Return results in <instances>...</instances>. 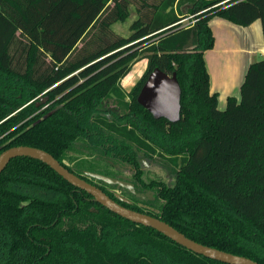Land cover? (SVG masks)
Segmentation results:
<instances>
[{"label": "trees", "instance_id": "1", "mask_svg": "<svg viewBox=\"0 0 264 264\" xmlns=\"http://www.w3.org/2000/svg\"><path fill=\"white\" fill-rule=\"evenodd\" d=\"M130 6V32L119 33L113 24L129 18ZM190 15L193 24L181 21ZM214 16L240 25L260 19L264 35V0H0V153L44 149L122 205L264 264V57L249 66L240 99L229 96L220 108L204 58ZM140 53L147 66L126 91L121 80L137 76ZM155 67L177 74L176 122L137 100ZM109 101L114 108L104 107ZM154 157L169 167L167 178L143 169ZM110 160L131 164L137 191L152 197L121 196L119 184L88 173L117 177ZM0 264L229 263L113 212L45 162L17 156L0 173Z\"/></svg>", "mask_w": 264, "mask_h": 264}, {"label": "water", "instance_id": "2", "mask_svg": "<svg viewBox=\"0 0 264 264\" xmlns=\"http://www.w3.org/2000/svg\"><path fill=\"white\" fill-rule=\"evenodd\" d=\"M181 93L182 90L176 72L168 74L159 67H155L149 73L137 100L155 118L164 117L171 122H176L181 118ZM17 156H29L45 162L70 183L90 193L95 201L101 203L113 212L135 223L152 227L195 253L229 264H261L250 257L195 241L171 224L154 215L122 205L99 186L90 183L83 177L70 171L55 156L44 149L29 145L6 148L0 153V173L4 170L8 162ZM92 174L108 182L123 184L118 178L96 173Z\"/></svg>", "mask_w": 264, "mask_h": 264}, {"label": "crops", "instance_id": "3", "mask_svg": "<svg viewBox=\"0 0 264 264\" xmlns=\"http://www.w3.org/2000/svg\"><path fill=\"white\" fill-rule=\"evenodd\" d=\"M130 8L134 19L135 7ZM185 19L186 24L194 23L192 15ZM209 25L215 41L212 48L205 50L204 58L210 75V90L218 93L221 108L226 106L229 96L240 99L241 85L249 66L264 57L263 27L260 19L240 25L220 16H214Z\"/></svg>", "mask_w": 264, "mask_h": 264}, {"label": "rangeland", "instance_id": "4", "mask_svg": "<svg viewBox=\"0 0 264 264\" xmlns=\"http://www.w3.org/2000/svg\"><path fill=\"white\" fill-rule=\"evenodd\" d=\"M133 16H134V13H131V16L128 19H126V21L116 23V24L113 25V27L115 28V30H117L120 33L128 34L130 32V24H131V22L133 20ZM144 55L142 53H140L139 56H138V59H135L132 62V70L135 68V66L137 64H140L141 63L139 65V68H140L139 70L140 71L137 74V76H135L134 80L131 81L132 83L131 84L130 83L128 84V83L124 82L123 80H124L125 77L121 80V86L123 87L124 90L129 91L131 89V87L134 85L133 83H135L137 81V79L140 77V75L145 70V68L147 66L148 59L143 58ZM114 106H115L114 105V102H112V101L106 102L104 104V107H114ZM221 108L222 109L225 108V105L223 107H221ZM157 159H160V158H157ZM156 160L155 159H147L146 158L145 159V166H147V167H149L151 169H154L155 172H157L159 174H162L164 177L167 178V176H169V171H168L169 169L165 166V164L162 161L158 160V162H157ZM87 163H88V166H89V162H87ZM122 168H123L122 171H123L124 174L119 177V180L123 184L118 183L119 186H121V187H118L116 189L117 194H119L121 196H124V197H127L126 195H128L129 193H132V194L138 195V196H143V197L144 196L145 197L151 196V193L150 192L148 194H144L143 193V195H142V192L137 191V189L134 186V184L131 183V181L127 178V176L131 177L130 176V174H131V168L130 167H128V166H126V167L125 166H122ZM168 179L170 180L171 178L168 177Z\"/></svg>", "mask_w": 264, "mask_h": 264}, {"label": "flooded vegetation", "instance_id": "5", "mask_svg": "<svg viewBox=\"0 0 264 264\" xmlns=\"http://www.w3.org/2000/svg\"><path fill=\"white\" fill-rule=\"evenodd\" d=\"M143 74V73H142ZM141 74V75H142ZM141 75H140V77H141ZM139 77V78H140ZM138 78V79H139ZM137 79V80H138ZM135 84V83H134ZM112 108H114V107H112ZM117 111H120V110H118V108L116 109ZM153 159H156L155 157L153 158ZM158 160L159 159H157L156 161L158 162ZM111 161V163L113 164V167H114V169H117L116 170V175H117V177H113V178H118L119 179V177L121 176V175H123L124 173H123V171H122V166H128V167H130L131 168V174H130V176L131 177H129V176H127V178L131 181V183H133L134 184V186H135V179H136V177H135V175H134V173H135V168H133V166L131 165V164H128V163H125V162H123V161H120V160H118V161H116V160H110ZM160 162V161H159ZM143 163H144V165H143V169H150V170H152L153 172H155V170L154 169H151V168H149V167H147V166H145V161L143 160ZM164 163V162H163ZM166 165V164H165ZM88 167H90V166H88ZM168 169H169V167H167ZM90 171H88V173L89 174H91L92 175V173H96V172H93V171H91V169H89ZM169 171V170H168ZM167 171V172H168ZM170 173V172H169ZM96 174H99V173H96ZM156 175H158V173L156 174ZM160 175V174H159ZM116 184H118V183H116ZM139 188H141L140 186H139ZM114 189V188H113ZM145 189V188H144ZM142 190H143V187H142ZM115 191H116V188H115ZM142 192V195H143V193L144 194H148L149 192L151 193V196H147V197H152V191H150L149 189L147 190V189H145L144 191H141ZM127 197H131V195L130 194H128V195H126ZM136 196H138V195H136ZM145 197V196H144Z\"/></svg>", "mask_w": 264, "mask_h": 264}, {"label": "built area", "instance_id": "6", "mask_svg": "<svg viewBox=\"0 0 264 264\" xmlns=\"http://www.w3.org/2000/svg\"><path fill=\"white\" fill-rule=\"evenodd\" d=\"M192 17H193V16H192ZM186 20H187V19H183V20H181V21H183V22H186ZM193 22H195V19H194V21H193Z\"/></svg>", "mask_w": 264, "mask_h": 264}]
</instances>
